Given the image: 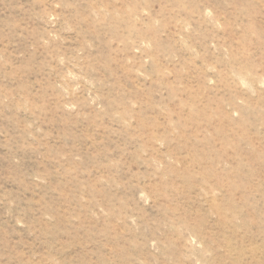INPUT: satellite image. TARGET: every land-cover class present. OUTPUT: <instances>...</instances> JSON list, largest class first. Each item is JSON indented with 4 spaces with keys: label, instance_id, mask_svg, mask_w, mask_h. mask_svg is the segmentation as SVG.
Instances as JSON below:
<instances>
[{
    "label": "rangeland",
    "instance_id": "1",
    "mask_svg": "<svg viewBox=\"0 0 264 264\" xmlns=\"http://www.w3.org/2000/svg\"><path fill=\"white\" fill-rule=\"evenodd\" d=\"M0 264H264V0H0Z\"/></svg>",
    "mask_w": 264,
    "mask_h": 264
}]
</instances>
